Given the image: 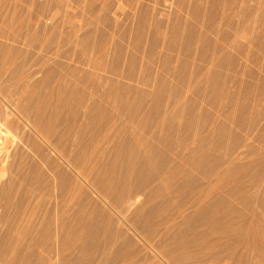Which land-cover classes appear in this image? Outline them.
Here are the masks:
<instances>
[{
    "label": "bare ground",
    "instance_id": "6f19581e",
    "mask_svg": "<svg viewBox=\"0 0 264 264\" xmlns=\"http://www.w3.org/2000/svg\"><path fill=\"white\" fill-rule=\"evenodd\" d=\"M192 1L190 2L189 5V2L187 0L186 2L187 6L185 8H188L189 5L188 8L189 11L186 9L188 12L187 11L185 12L190 13V16L193 18V21L191 20V23H188L187 21L188 23L187 26H184L186 24L183 23L184 24L183 25L177 22L179 19L181 21L182 20L181 18H179L178 20L176 19L177 21L175 20L177 24L170 31L171 33L169 34L168 40L163 42L165 45L164 46L165 48L164 47L163 48L166 51L163 49L164 51L160 58L161 59L160 65L164 71H167L172 76H174L176 78V81L183 83L181 84L182 88L179 87L180 90L183 89V91L185 85L186 86L190 85V84H185L189 81V79L191 80L193 78L195 80L196 78V80H198L199 78L197 79V76L200 75L197 74L199 73L207 74L209 77L205 79L206 80L205 82H201L200 85L197 84V82L198 81L200 82V80L198 81L195 80L193 83H192L193 80H191L190 82L191 85L189 89L188 87L187 88L185 87V89L188 90L191 89L192 91H194L196 95L193 93L192 94L198 96L201 99V101L197 97L196 100H194V96L190 97L191 99L193 98L191 100L187 96V98H189L190 100L189 99L187 100V98H185V102H186L184 103L185 105L179 107L181 104L180 102H182L181 94L184 93H181L182 90L178 91L177 88L178 85H176L177 87L175 86L176 89L174 87H173L174 89H169L170 88L169 85L168 88H163V86L161 85L163 84L162 83L163 80H162V82H160L162 88L159 87L158 89H155L156 91L154 92L155 95L154 99L152 98L149 107L145 108L146 107L144 106L145 97H146L145 93L142 92L138 93L137 94L138 97L133 99L130 98V100L132 101L118 99V97H120L119 95H121L123 92L133 91L134 89L132 88L133 89L132 90L129 87H123L120 84H119L120 86H117L116 84H114V80L112 79H111L112 82L110 81L111 83L107 93L108 95L110 94L114 95L115 97V98L113 97L114 99H118V101L120 100L118 109L116 107L117 110L113 111L112 109L111 112L106 108H104L105 106H101L100 103L98 102V99L94 98L92 100L90 96H86L85 94L82 95V97L80 98L78 97V99L76 98L77 100L75 98H74L75 100L72 99L73 101H72L71 109L66 114L67 116H63L64 122L66 124L65 127L62 130H55V132L52 131L50 135L46 132L48 136L50 137L54 136L56 139L58 138V140L59 138L66 139L65 145L68 146L67 149L69 150V154L68 151H66V149L64 148V151L67 152L68 156L65 157L63 156L64 154L60 155L59 153L58 155H60L63 159V161L61 162H64L66 166H68L71 169L69 171L70 173L66 172V169L63 167L64 165L62 166L63 168H61L59 167V165L55 163L56 167L54 168L55 165L54 166L52 165L53 166L52 169L50 168L51 170H49L50 174L47 173L48 175L46 174L45 176L41 174L39 176L41 177V179H44L45 182L44 183L40 182L39 185H37L36 187L34 186L35 189H38V193H35V191L33 192L32 190L30 191L32 187L31 188L29 187V191L27 190L21 193L20 192L16 193L18 190H16L17 187L15 185L13 178L12 179L8 178L9 176L6 177L8 172H6L5 169L0 170V208L6 210V208L10 206H15L16 211L14 212V214L15 213H17V215L20 214L22 217V214L26 213L28 207H30L31 205H33V207H39L38 210L41 207V210H39L38 212L36 209H32V211L36 210L33 212L36 215L34 214V216L31 217L36 216L38 220L40 219L41 226L38 229H36L37 230L36 233L32 234V232H35V230L31 231V234H29L30 240L29 242L27 241L28 242L27 244L21 243L20 241L21 238L16 241L14 240L15 239L14 236H16L17 234V233L15 234V229H17L15 228L16 222H14L13 220H12L13 222H8L7 220L10 219L9 217L7 219L6 211L3 210L1 212L2 214H0V223L2 225L5 224V228L3 229V231H0V261H1L0 264L2 263L3 264H225V238L232 239L235 242H245L246 240H251L257 237L259 240L258 243L252 244L251 248L253 250L260 251L264 254V241H263L264 218L259 220L261 217L258 216L259 213H261L262 215L264 214V187H263V194L257 196L258 198L256 197L255 200L252 198L254 196V195L252 196V190L253 189L255 190L256 188H259L261 185H263L261 183L264 181V156L256 157L258 154H260L259 151H257V149L254 148L249 149L247 155L251 156L252 158L250 160L251 162H249L250 163L249 165L245 164L244 166H242V170L240 169L242 172L239 176L241 178V181H239V179L236 180L237 179L236 178L235 181L237 183H234V186L227 187L226 189H225V184L222 185L218 184L213 186L212 182L214 179L219 182L221 181V183L222 182L225 183V178L226 177L230 178L229 177L231 175L230 173H233L232 171H235V169H237L236 167L238 165V159L243 156H240L239 158L237 154H236L237 158L236 156H234V154L237 153L239 148L238 145L236 146V144L234 145V143L232 144V146H228V147L226 146L227 151L225 150V126H226L225 123L221 121L218 124L216 123L217 125L214 124L215 126L213 128L211 129L208 128V126H210L209 123L213 124L211 123L212 115L209 112L204 111L201 104V102L203 103L205 101L206 104L208 103L209 105L212 106L221 105L219 103L221 98L219 100L218 98L223 94H225V67H229L230 58H228V54L233 52L232 49H229L230 48L229 45H228L229 48L226 47L225 45L227 44L226 43L227 40L225 42V38L228 39L230 37V36L228 37V34L231 31L226 32L224 29H222V31L224 30V32L222 33L220 40L223 41L224 44L213 41L208 36V34L210 33L212 34V32L216 28L219 29L220 27L217 26L218 23L220 22L223 25H225V23L226 25L228 23L230 25H233L234 23L232 19H235L234 18L235 15L240 16L239 21L241 22L239 23L240 26L235 27L234 24L233 27L235 28L239 27L238 28L239 30L241 29V31L243 32L244 31L249 32V27L254 28L258 26V23H261L262 28H260L261 29L260 32H263L264 20L261 17L257 16L259 17V19L258 18L255 19V21L258 20L256 26L255 25L253 26L250 23V21H252L253 18L252 15L255 14L254 12L255 10L253 11L252 8L255 9L257 3L258 6L263 4L262 3L260 4L257 0L256 1L251 0L252 2L253 1L257 2L256 4L254 3L250 4L251 3L250 0H249L250 3L247 2V0H240L241 5L243 4L241 10L239 9L240 7L238 8L241 11L239 13L241 14L237 15L234 13L237 11V9L235 10L236 8L235 7L234 10L232 9V11L228 12L231 13L229 15L231 16L233 14L234 15L232 17L227 15V17L225 18L227 11H229L231 8L230 7L228 9L227 6L229 7L232 5L233 8L234 0H211L210 3H208L209 0L208 1L194 0L193 2ZM181 2L178 4L182 5L181 8L183 10L184 5ZM245 3L246 4L249 3L250 5H245ZM173 4H175V2ZM225 4H226V10H225ZM249 6H251L252 8H250ZM258 6L256 7L257 15L261 16L264 7L260 8L263 10H260L262 12L261 14L260 13L258 14L259 11ZM220 7L222 8L220 9ZM252 11L254 12V14ZM219 12H221L222 15ZM176 17H178V15H176ZM179 17H181V14ZM262 17L264 18V12L262 14ZM186 18L188 19V17ZM73 19L74 18H72V20ZM225 20L228 23L225 22ZM0 22H2L1 19ZM182 22L184 21L182 20L180 23ZM199 23L202 24L203 29L199 27L200 26ZM254 23L256 24V22ZM1 25L3 24L1 23ZM139 26H140L139 27L140 30L139 29L138 30L141 33H138L139 31L137 32L140 35L139 36L136 35V40L142 41L143 37L145 36L142 34V30L145 29L146 27L143 24ZM6 28L8 29V27ZM18 28H20V26ZM159 28L160 27L158 26L155 27L153 30L154 32L151 35V38L149 37L151 39V40L149 39L150 42H148L149 58L154 55L155 44L158 38ZM252 30H255V32L258 31L256 28ZM3 31L1 33L4 34ZM215 31L213 32L215 35L216 33L219 34L218 31L216 32ZM72 33L74 34L75 32L73 31ZM182 33L183 34L185 33L184 37H182L183 36ZM3 34L2 36L4 37ZM234 34L235 35L232 34L233 39L238 37L236 33ZM19 36L20 35L17 33L16 36L14 37H19ZM263 36L264 35L262 36L255 35L256 39L252 38L251 36V40L254 39L253 42L257 41L259 44H262L264 43V40H262L264 39L262 38ZM81 39L83 38L81 37ZM9 40H15V38L11 39L10 37ZM149 40L147 39V41ZM230 40L228 39V43ZM235 40L233 42H235ZM89 42H91V40ZM237 42H239V44H236L237 46L235 44L234 45L232 44V46L238 48V45H240L241 42L239 40ZM48 43H50V41ZM256 43L254 44L257 45L258 43L257 44ZM45 44L43 46H40V48L49 51L47 49L49 47L45 46ZM80 44L82 43L80 42ZM259 44L257 45V47L255 46L256 48L254 47V49H252L253 47L252 46L251 49L253 51L258 50L256 53H259V55L261 56L260 52H262V55H264L263 53L264 50L262 49L261 51H259V49L262 48V45H260V47L258 48ZM250 45H252V43ZM33 47L36 46L33 45ZM225 47L228 48L227 51L232 50L230 52L228 51L227 55L225 54L226 51ZM5 48L6 50L8 49V47ZM241 48H243L242 44H241ZM241 48L239 46L238 49L240 50ZM234 50H236L237 53L239 52L237 49ZM244 50L245 49L241 50L243 52L241 53L240 51V53L243 54ZM168 51H173V53L176 52L178 55L182 54L184 55V57L180 56L179 59L178 58L179 56H177L178 58L177 60V58L176 59L174 58L172 52L170 53ZM11 53L13 54V52ZM131 53H129L130 56ZM233 53L237 54L235 52ZM233 53H231L232 56ZM250 53H255V52L251 51ZM2 54H4V52ZM4 55L8 56V54H4ZM116 55H118V53ZM257 55L258 54H256V56ZM254 56L255 55L253 54V57ZM15 57L13 59H15ZM250 57L252 60L253 57L252 56ZM254 58L257 59V57ZM262 58L264 60L263 56ZM130 59H128V62ZM195 59L196 60L199 59V62H197L198 60L195 61ZM237 60H235L236 63ZM251 60L249 59V63ZM263 60H261L260 58V61L262 62H259L258 60L255 61L257 62V64L258 63L262 64L264 63ZM15 61H13V63ZM253 62L251 61L252 64ZM256 62L254 63L256 64ZM249 63L247 65H249ZM238 65H240V62ZM17 67L19 69L21 68V65L20 66L18 65ZM241 67L239 66V68ZM262 67H264V65ZM247 69H246V73H248L247 75H250L251 72H254V70L252 69L253 71L250 70L251 72L249 73ZM146 70L148 71V67L146 68ZM23 71L24 69H22V72ZM112 72L113 70H111V73ZM114 72L116 73L115 70ZM116 74L118 75V73ZM184 74L186 76H184ZM252 74L250 75V77L252 76L254 77L256 75H257L256 77H258L259 72L257 71L255 75ZM17 75H19V73ZM194 75L197 76L194 77ZM259 76H260L259 79L254 78L252 80H254L255 82L258 79L257 83L260 82L259 80L263 81L264 77L262 76H264V72L262 76L261 74ZM19 77H22V74L21 76L19 75ZM93 77L95 78V76L92 75V78ZM126 77L132 79V73L130 72L127 73ZM12 80H13V76H12ZM149 80L150 79L145 78V80H143L144 81L143 83L147 84ZM6 81L8 80L6 79ZM262 81L260 83H262ZM254 82H248V83L245 82L246 85L245 83L240 84L246 87V88L242 87L245 89V91H243L242 93L239 92L235 94L233 100L230 103V105L233 107L230 108L231 110H228L229 112H225L226 113L225 116L228 117V119L232 120V123L234 122L235 124H237V126L239 125L240 126L239 128H244L245 126H248L249 125L248 122L250 121L254 123L255 119L252 118L249 119L246 116L249 110L255 108L258 105H262L264 110V102L262 100L264 99L263 98L264 95H262L264 94V91L262 90L264 89L263 88L264 84L259 83L261 85L259 86L261 87L263 93L261 94L260 92V94L257 95L256 93H254L255 91L254 92L251 91L254 89L253 88ZM164 84L166 83L164 82ZM94 86L96 87V85ZM91 90H94V87ZM72 92L75 91L71 90L70 94H72ZM75 93H77V90ZM252 93L256 95L253 96ZM132 94L131 96H133ZM103 95L106 94L104 93ZM182 97L184 98L185 94L182 95ZM240 98L242 99L240 102L241 103L240 107L238 111L235 112L236 110L235 107L237 106L238 103L237 101H239ZM41 102L43 103V101ZM41 107L43 108L44 106ZM82 107L85 108L87 107L85 113L81 112ZM4 110H6V108ZM120 112L122 113L121 117L123 116L122 118H124V120L120 122V124H118L117 122L113 121L114 118L112 116H114V114L116 113L120 114ZM61 115L60 116L57 115L59 119L56 117V121H59L60 118H62ZM53 123H56L55 120H53ZM247 123L248 125H246ZM253 125L251 123L249 125L250 129L248 130H251V127L254 128ZM227 130L229 131V129ZM39 132L35 130L34 133L41 135ZM43 138L46 137H44L43 135L42 139ZM255 138L256 137H254V141H256ZM26 141L27 140H25V142ZM49 142L51 141L49 140ZM103 144L105 145L107 144V145L104 146ZM61 150H63L62 147ZM41 151L40 153H42ZM225 151L227 152V154H229V156H231L229 157L230 160L227 158ZM232 155L235 158H233ZM225 157L228 160L225 159ZM43 159L45 162L39 160L40 161L39 164L40 163L43 164L44 162V164L47 163L48 165L49 157L48 159L43 157ZM195 171H198L201 177L194 174ZM44 172H46V170H44ZM228 174L230 175L227 176ZM181 176L183 177L182 179H180ZM248 176L249 178H247ZM36 178L37 176L35 177V179ZM178 178L180 180H178ZM20 182L18 184H20ZM239 182L241 183L239 184ZM235 184L237 185L235 186ZM23 188L25 187L23 186ZM148 188H150L151 190L150 189L148 190ZM79 196H81V198L82 197L87 198L88 201H85V199L81 200ZM142 196L144 197V199L142 198L143 200H141ZM32 197L36 198V202L33 201ZM232 198L233 199L236 198L237 200L240 201V203H243V207H239L238 204H235V200L233 201ZM254 202L257 203L259 208L256 206L254 207L253 204ZM189 209L190 211L186 213L187 210ZM184 212L185 214H183ZM17 215L15 214L14 216L17 218L18 217ZM40 221L37 222L39 223ZM18 224L19 222L17 223V225ZM20 227L21 226H19V228ZM23 230H28V228L25 229L23 227ZM39 247H41V249H39ZM231 250L232 248L229 249V251Z\"/></svg>",
    "mask_w": 264,
    "mask_h": 264
},
{
    "label": "rangeland",
    "instance_id": "374dc122",
    "mask_svg": "<svg viewBox=\"0 0 264 264\" xmlns=\"http://www.w3.org/2000/svg\"><path fill=\"white\" fill-rule=\"evenodd\" d=\"M181 1H183V2H181ZM191 1L192 0H188L189 5H190ZM207 1H206V4H207ZM255 1L252 2L250 0V2H251L250 3L249 0H247V2H249L250 4H252V3L256 4L257 2H255ZM257 1L260 4L262 3L264 5V0H257ZM163 2H164V4H163ZM174 2H175V4H173ZM180 2L183 3V5H184L183 6L184 12L187 10L189 11V9H188L189 5H188V8H185L187 6V3H186L187 0H185V1L184 0H180V1L179 0H163V1L162 0H0V19L2 21V22H0V25H1V23L3 24L0 26V28H1L0 29V43H1V45H0V60H1L0 61L1 62L0 63V70L6 69L5 71L4 70L0 71V82H1L0 85L1 84L3 85V86L2 85L0 86V161H1L0 162V168H1L0 170L5 169V171L8 172L6 177L9 176L8 178H11V179L13 178L15 185L17 187L16 190H18L17 192L15 191L16 193H19V192L21 193V192L27 191V190L29 191V187L33 188V189L31 188L30 191L32 190L33 192L35 191V193H38V189H35V187L37 185H39L40 182L41 183L45 182V180L41 179V177H39V176L41 174L43 176H45L47 173H49V170H51L54 165H55L54 168L56 167V164L59 165V167H61V168L64 167L66 169V172L70 173L69 171L71 169L68 166H66V164L64 162H61V161H63V159L60 156L61 154H64L63 156L67 157L69 154V150L67 149L68 146L65 145L66 139L65 138H61V139L59 138V140H58V138L56 139L54 136L50 137V136H48V134L50 135V133L52 131L55 132V130H62L65 127L66 124L64 122L63 116H67L66 114L71 109L72 101L75 100L76 98L78 99V97L80 98L84 94L86 96H90V98L92 100L94 98H96V99H98V102L100 103V105L105 106L104 108H106L109 111H111L112 109H113V111L118 109L119 101H120V100L118 101V99H124L127 101H132V100H130V98L133 99V98L138 97L137 94L140 92L146 94L144 106H146L145 108H147V107H149L150 102L152 101V98L154 99V97H155V95H154V92L156 91L155 89H158L159 87L162 88V86H163V88H168V85L170 87L169 89H174V88L176 89V87H177L176 85H178V87H177L178 91L182 90L181 93L185 94L184 98L182 97V95H184V94H181L182 102H180L181 104L179 107H182L183 105H185L184 104V103H186L185 98H187V96L189 98L194 96V100L199 98L198 96H195L196 94L194 93V91H192L191 89L188 90L190 85H191V83H190L191 80H193L192 81V83H193L196 80V78H195V80L192 78L191 80L189 79L188 82L186 81L187 83H185V84H190V85L189 86L185 85L184 91H183V89L180 90V88H182L181 84H183V83L176 81V78L174 76H172L169 72L164 71L160 65L161 64L160 58H161L163 51L165 50L164 49L165 45L163 42L168 40L169 34L171 33L170 31L177 24L176 21L179 18H181L184 22L180 23L182 21V20L180 21V19L177 22H179V24H183V23L186 24V25L183 24L184 26H187L188 23H191V20L193 21V18L190 16V13H187L188 11L185 12V14H184V12L181 8L182 5L178 4ZM210 2H211V0L208 1V3H210ZM225 2H227V1H225ZM176 3H177V5H176ZM184 3H186V4H184ZM249 3L248 4L245 3V5H250ZM239 4H240V6H239ZM256 5L258 6V3ZM263 5L258 6V9H259L258 14L259 13L261 14L262 11H260V10L264 9V8L260 9L261 7H264ZM31 6H32V8H31ZM242 6H243V4L241 5L240 0H236V2L234 0L233 8H232V5L229 7L227 6L228 9L230 7L231 8L229 11H227V14L225 13L226 14L225 18L227 17V15L231 16V15H229L231 13H228V12L232 11V9L234 10L235 7H236L235 10L237 9V11L236 12L233 11V12L237 15L241 14L239 12H241L240 10L242 9ZM253 6H255V5H253ZM257 6H255V9H253L251 6H249L250 8H252L253 11L255 10L254 11L255 14L252 11L254 14V15H252V17L254 19L252 18V21H250L251 25H253V26L257 25L258 20L255 21L256 18L259 19V17H261L264 20V18L262 17L264 10H263L261 16L257 15V11H256ZM27 7H29V8H27ZM221 8L222 7H220V9ZM225 10H226V4H225ZM219 13L221 14V12H219ZM180 14H181V17H179ZM176 15H178V17H176ZM183 16L188 17V19L186 17H183ZM235 16H234L235 19H232V21L235 24V27L240 26L239 25V23L241 22V21H239L240 16H236V17ZM257 16H259V17H257ZM72 18H74V19L72 20ZM185 19H186V21H185ZM115 20H116V22H115ZM158 21H159V23H158ZM187 21H188V23H187ZM253 21L256 22V24ZM16 22L17 23L19 22L20 24L19 23L17 24ZM225 22H227V21L225 20ZM237 22H238V25H237ZM259 22H260V20H259ZM220 23H218V26H217V27H220L219 28L220 30L218 28H216L217 30L215 29L216 31H218L219 34L221 31L220 36L217 33H216V35L213 33L215 30L212 32V34L209 32L210 34H208V36L213 41L224 44L223 41L220 40L222 33L224 32V30L226 32L231 31L229 34L227 33L228 37L229 36L231 37V40H230V37L229 38L227 37L231 41V43H230V41L228 43V39L225 38V42L227 40V42H226L227 44H225V45H226V47H228V45H229L230 48L229 47L228 48L232 49L233 52L237 53V51L234 49H237L239 52L237 54H234L233 52H231V53H233V56H232L231 53L228 54L229 50L227 51L228 48L225 47V49H226L225 54L226 55L228 54V58H230V63H229V67H225V94H223L222 96H220L218 98V100L220 98L222 99V101L220 99V102H219L221 105L212 106V105H209L208 103L206 104V102L204 100H202L204 102L203 103L201 102V104H202L203 110L206 112H209L213 116V117L211 116V123H213V124L209 123L210 126H208V128H210V129L213 128L215 125H217L221 121L225 123V125H226L225 126V150L227 151V147L232 146V144L234 143V145L236 144V146L238 145V147H239L237 153H235L234 156H236V158H237V155H238V158L240 156H243V157L238 159V165L236 167L237 169H235V171H232L233 173H230L232 176L230 174L227 175V176L230 175L229 176L230 178L226 177L225 183H223V182L221 183V181L219 182L215 179L213 180V182H212L213 186L218 185V184L219 185L225 184V189H226L227 187L234 186V183H237L235 181L236 178H237L236 180L239 179V181H241V178L239 176L242 173L241 172L242 166H244L245 164L249 165L250 164L249 162H251L250 160L252 157L247 155V152L249 149L254 148V149H257V151H259L260 154H258L256 157L264 156V110H263V106L258 105L255 108H252L251 110H249L247 112V114H246L247 118L255 119V121L253 120L254 123L251 121L248 122L249 125L251 123H252V125L254 124L253 125L254 128L251 127V130H248V129H250L248 123L246 124L248 126H245L244 128H239L240 127L239 125L237 126V124H235L234 122L232 123V120L228 119V117L225 116L226 115L225 112H229L228 110H231L230 108L233 107L230 105V103L233 100L235 94L239 93V92L242 93L243 91H245L244 88H246V87L243 85H240V84H244L245 82L246 83L254 82V80H252V79H254V78L259 79V77H260L259 75L260 74H261V76L263 75L264 67H262V66L264 65V63H262V64L258 63L257 64L256 61L258 60L259 62H262V61H260V58H261V60H263L262 56L264 57V55H262V52H260V54H261V56H260L259 53H256V52L258 51L257 49L260 47V45H262V48H260L259 51H261L262 49L264 50V47H263L264 43L259 44L257 41L253 42V40L256 39L255 35L256 36L257 35H260V36L264 35V31L262 29L263 32H260L261 31L260 28H262L261 23H258V26L254 27L258 30L257 32H255V30H252V29H254L253 27L252 28L249 27V32H246V31L243 32V31H241V29L240 30L238 29L239 27H237V28L233 27L234 24L230 25L227 22L228 23L227 25H226V23H225V25H223L222 23L221 24ZM263 23H264V21H263ZM141 24H143L146 28L142 30V34L145 36L143 37L142 41L139 40L140 41L139 42L136 40V35L139 36L140 34H138V33H141L139 31L140 30L139 25H141ZM5 25H6V27H8V29L5 27ZM14 25H16V26H14ZM21 25H22V27H21ZM156 25L158 27H160L159 33H158V38H157V41L155 44L154 55L149 58L148 57V50H149V43L148 42H150V40H151L150 38H151L152 33L154 32L153 31L154 28L157 27ZM19 26H20V28H18ZM10 27H12V28H10ZM199 27L201 29H203L202 24H200ZM74 28H75V30H74ZM117 28H119V29H117ZM17 29L18 30L21 29V30L18 31ZM120 29H121V31H120ZM222 29H224V30L222 31ZM22 30H23V32H22ZM69 30H70V32H69ZM77 30H78V32H77ZM100 30H101V33H100ZM2 31L4 32V34L1 33ZM73 31L75 32L74 34L72 33ZM13 33H15V34H13ZM17 33L20 36L14 37V36H16ZM30 33H31V36H30ZM234 33H236V35L238 37L236 36L237 38L233 39L232 34L235 35ZM2 34L4 35V37L2 36ZM34 35H35V37H34ZM182 35H183L182 37H184L185 33L184 34L182 33ZM251 36H252V38H254L253 40H251ZM10 37H11V39L15 38V40H9ZM81 37L84 40L81 39ZM64 38H65V40H64ZM68 38H69V40H68ZM262 38H264V36ZM29 39H30V41H29ZM147 39L148 40L150 39V40L147 41ZM235 39H237V40H235ZM72 40H74V41H72ZM90 40H91V42H89ZM131 40H132V42H131ZM234 40H235V42H237L239 40L241 42V44L243 45V48H241V44L238 45V48H239V46L241 48L240 50L238 48L232 46V44L233 45L239 44V42H237V43L233 42ZM262 40H264V39H262ZM28 41H29L31 46L29 45ZM33 41H34V44H33ZM47 41L48 42L50 41V43H48ZM80 42L83 45L80 44ZM256 42L259 44V46L256 49L257 51H253L252 49H254L255 46L257 47V45H258ZM251 43H252V45H250ZM254 43H256L257 45H255ZM3 44H4V46H3ZM44 44H45V46L49 47L47 49L50 52L45 50V49L40 48V46H43ZM33 45L36 47H33ZM94 45H95V47H94ZM96 45H98V46H96ZM89 46H90V48H89ZM135 46H136V48H135ZM5 47H8V49L6 50ZM248 47L250 49L252 47V49L250 50ZM2 48H3V50L4 49L5 50L3 51ZM13 49H14V51H13ZM243 49H245L244 53L241 54L243 52L241 50H243ZM9 50H11V51H9ZM232 50H230V51H232ZM5 51H8V52H5ZM131 51H132V53H131ZM240 51H241V53H240ZM251 51L255 52V53H250ZM1 52L2 53L4 52V54H8V56L2 54ZM11 52H13V54ZM168 52H170V53L172 52L175 59L177 58V56H179L178 57L179 59H180V56L184 57V55H182V54L178 55L176 52L173 53V51H168ZM117 53H118V55H116ZM129 53H131V56ZM263 53H264V51H263ZM253 54L255 55L254 57H257V59H255L253 57ZM256 54H258L260 57L258 55L256 56ZM98 55H100V56H98ZM247 55H249V56H247ZM17 56L19 59L17 58ZM115 56H116V58H115ZM135 56H136V58H135ZM231 56L233 57L234 61H233ZM250 56L253 57L252 60H251ZM14 57H15V59H13ZM97 57H98V59H97ZM125 57H126V59H125ZM130 57H131V59H130ZM183 57H181V58H183ZM235 57H236V59H235ZM241 57H243V58H241ZM137 58H138V60H137ZM178 58H177V60H178ZM247 58H248V60H247ZM128 59H130L129 62H128ZM249 59L252 62L255 59L256 61L254 60V62H256L257 65L254 62L252 64L251 61H250V63H251L250 64ZM12 60L13 61L16 60V61L13 63ZM96 60H98V61H96ZM197 60L195 59V61L199 62V59H197ZM235 60H237V63ZM115 61H117V62H115ZM239 62H240V65H238ZM248 63H249V65H247ZM236 64H237V66H236ZM241 64H243V65H241ZM14 65H15V67H14ZM18 65L19 66L21 65V68L18 69V67H17ZM124 65L127 67H125ZM252 65H254V66H252ZM239 66L240 67L242 66L241 67L242 70H241V68H239ZM7 67H8V69H7ZM30 67H32V68H30ZM147 67H148V71L146 70ZM127 68H128V70H127ZM10 69H11V71H10ZM22 69H24V71H23L24 73L22 72ZM246 69L248 70L249 73L254 70V72H251V74L253 73L252 75H255L258 71L259 72L258 77H256L257 75L254 77L253 76L250 77L251 74L247 75L248 73H246ZM111 70H113V72L115 70L116 73H118V75H120V76H118L115 72L111 73ZM262 70H263V72H262ZM255 71H256V73H255ZM129 72L132 73V79H129L126 77L127 73H129ZM16 73L17 74L19 73L20 76L22 74V77L25 76V77H23L24 79L22 77H19V75H17ZM29 73H30V75H29ZM133 74H135V75H133ZM203 74L206 75L207 77L204 76ZM203 74H201V73L197 74L200 76L194 75V77L197 76V79L199 78L198 80H200V82L198 80H196V81H198L197 84H199V85L201 82H205L206 81L205 79H207L209 77L207 74H205V73H203ZM7 75H9V76H7ZM15 75H16V77H15ZM92 75L95 76V78L94 77L92 78ZM12 76H13V80H12ZM87 76H88V78H87ZM99 76H101V77H99ZM184 76H186V75L184 74ZM82 77H83V79H82ZM262 77H264V76H262ZM20 78H22V79H20ZM145 78L150 79L147 84L143 83L144 82L143 80H145ZM6 79L9 81V84H8V81H6ZM15 79L18 81H20V80L21 81L18 82ZM95 79H96V81H95ZM111 79L114 80V84H116L117 86L122 85L123 87H129L131 89L133 88L135 91L132 89L133 91L123 92L121 95H119L120 97H118V99H114L115 98L114 95H112V94L108 95V93H107L108 88L110 86V83L112 82ZM258 79L253 84L254 89L251 90L252 92L255 91L254 93H256L257 95L260 94V92L262 94L264 91V89H262L263 90L262 91L261 87H260L261 86L260 84H264V79L262 78L263 81L259 80L260 82L262 81V83H260V82L257 83ZM108 80H109V82H108ZM128 80L129 81L131 80V81L129 82ZM162 80H163V82H162ZM237 80H238V82H237ZM5 81H6V83H5ZM85 81L87 82V85H86ZM90 81H91V83H90ZM94 82H95V84H94ZM107 82H108V84H107ZM160 82H162L163 84L165 82L167 85L164 84L165 85L164 86L163 84H161L162 85L161 86ZM10 83H12V84H10ZM88 83H90V84H88ZM246 83H245V85H246ZM30 84H31V86H30ZM129 84H131V85H129ZM94 85H96V87ZM13 86H15V87H13ZM101 86L105 87V88H102ZM93 87H94V90H91ZM185 87L186 88L188 87V89H185ZM242 87H244V88H242ZM263 88H264V86H263ZM24 89H25V91H24ZM95 89H96V91H95ZM71 90H74L75 92L77 90V93L72 92V94H70ZM136 90H139V91H136ZM102 91L106 95H103L104 93ZM131 92L134 94H132ZM97 93H98V95H97ZM99 93H100V95H99ZM129 93H130V95H129ZM192 93L195 95H193ZM131 94L133 96H131ZM256 94L252 93L253 96ZM262 95H264V94H262ZM100 98H101V100H100ZM189 98H187V100ZM263 98H264V96H263ZM112 99H114V100H112ZM199 100L201 101L200 98H199ZM241 100L242 99L240 98L239 101H237L238 103H237V106L235 107L236 110L234 109L235 112L238 111L240 104H241L240 103ZM262 100L264 102V99H262ZM41 101H43V103ZM40 102H41V104H40ZM115 104H117V105H115ZM222 104H223V106H222ZM41 106H44V107L42 108ZM57 106H58V108H57ZM116 107H117V109H116ZM5 108H6V110H4ZM39 108H41V109H39ZM60 108H62V109H60ZM56 109H58V110H56ZM86 110H87V107L81 108L82 113H85ZM37 111L40 113H38ZM43 111H44V113H43ZM56 112H57V114H56ZM11 114H13V115H11ZM57 115H59V116L61 115L63 119L60 118L59 121H56ZM121 115H122L121 112H120V114L119 113L114 114V116H112L114 118V119L112 118L113 121L120 124V122H122L124 120V118H122L123 116L121 117ZM57 118L59 119V117H57ZM4 119H6V120H4ZM26 120H27V122H26ZM53 120H55L56 123H53ZM61 120H63V121H61ZM60 124H61V126H60ZM5 127H7V128H5ZM227 129H229V131ZM35 130L38 132L40 131L39 133L41 135L34 133ZM230 130H231L232 135L230 133ZM22 132L24 133V135ZM42 134L47 139L46 138L42 139V137H43ZM259 136H260V138H259ZM26 137H27V139H26ZM254 137H256V138L258 137L257 139L255 138L256 141H254ZM18 138H20V139H18ZM25 140H27V141L25 142ZM46 140H47V142H46ZM49 140L51 142H49ZM59 141H61L62 143ZM23 142H24V144H23ZM256 142H257V144H256ZM259 142H260V144H259ZM68 145H70V144H68ZM103 145L106 146L107 144L106 145L103 144ZM60 146L62 147L63 150H61ZM30 147H31V149H30ZM58 147H59V149H58ZM64 148L66 149V151H68V154L66 151H64ZM69 148H70V146H69ZM25 150H26V152H25ZM41 150H43V151H41ZM56 150H59L60 152L56 151ZM35 151H36V153H35ZM40 151L42 153H40ZM226 151H225V154L227 155V158L230 160L229 157H231V156H229V154H227ZM39 153H40V155H39ZM58 153L60 155H58ZM234 156L232 155L233 158H235ZM43 157L47 158V159L49 157V159H48L49 164L48 165H47V163L44 164L45 161H44ZM30 158H32V159H30ZM227 158L225 157V159H227ZM39 160L44 161L43 162L44 165L42 163L39 164V162H40ZM34 161H35V163H34ZM242 163H244V164H242ZM32 164H33V166H32ZM225 165H227V164H225ZM8 167L10 168V170ZM225 168H226V166H225ZM28 169H30V170H28ZM44 170H46V172H44ZM238 172H239V174H238ZM34 174H35V176H34ZM194 174L201 177V175L198 171H195ZM27 176H28V178H27ZM36 176H37V178L35 179ZM182 178L183 177L181 176L180 179H182ZM247 178H249V176ZM180 179L178 178V180H180ZM18 181L20 182V184H18L19 183ZM263 182L261 183L263 185H261L259 188L252 190V196L254 195L252 198L254 200L257 196L263 194V187H264ZM240 183L241 182H239V184ZM236 185L237 184H235V186ZM23 186L25 188H23ZM150 188H148V190ZM256 190H257V192H256ZM79 198L81 200L85 199V201H88V199L85 197L81 198V196H79ZM142 198L144 199L143 196L141 197V200H143ZM32 199L34 202H36L35 197H32ZM232 200L233 201L235 200V204H238L239 207H243V203H240V201L237 200L236 198H234V199L232 198ZM142 202H141V204H142ZM255 203L256 202L253 203L254 207L256 206L259 208L257 203L256 204ZM8 208H10V209H8ZM8 208H6V210L0 208V214H2L1 212L4 210L7 213V219H8V217L10 219L7 221L8 222H13V221L16 222L15 228H17V229H15V234L17 233L18 235L16 234L17 237L14 236L15 237L14 240L16 241V240L21 238V240H20L21 243L27 244L30 240L29 234H31V231L35 230V232H32V234H34L37 232L36 229H38L41 226L40 219L38 220L36 218V216L31 217V216H34V214H35L33 212L36 210L38 212L39 210H41V207L38 210L39 207H33V205H31L30 207H28L26 213L22 214V217L20 214L17 215V213H15L18 216L17 218L14 216L15 215L14 212L16 211L15 206H10ZM30 208H31V210H30ZM32 209H36V210L32 211ZM189 211H190V209L187 210V212L186 211L185 212L188 213ZM185 212L183 214H185ZM258 216L261 217L259 220L264 218V217H262V216H264V214L262 215L261 213H259ZM14 218L16 221L14 220ZM33 220H36V221H33ZM27 221H30V222H27ZM37 221H40V222L38 223ZM18 222H19V224L17 225ZM27 224H28V226H27ZM1 225L2 224L0 223V227H2V226L3 227L0 228V231H3V229L5 228V224L2 226ZM36 225H37V227H36ZM19 226H21V227L19 228ZM23 227L25 229L28 228V230H23ZM25 231H26V233H25ZM258 241L259 240L257 237H255L251 240H246L245 242H235L232 239L225 238V264H264V254L260 251L253 250L251 248L252 244H257ZM230 248H232L231 251H229ZM39 249H41V247H39ZM42 253H43V251H42ZM0 263H1V261H0Z\"/></svg>",
    "mask_w": 264,
    "mask_h": 264
}]
</instances>
